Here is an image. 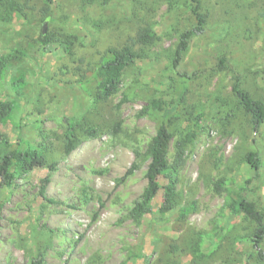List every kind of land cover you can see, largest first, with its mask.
Returning a JSON list of instances; mask_svg holds the SVG:
<instances>
[{"label":"rangeland","instance_id":"rangeland-1","mask_svg":"<svg viewBox=\"0 0 264 264\" xmlns=\"http://www.w3.org/2000/svg\"><path fill=\"white\" fill-rule=\"evenodd\" d=\"M12 2L0 8L6 18L0 21V57L17 50L24 57L11 62L0 80V100L15 101L0 131L13 144H43L54 170L34 168L12 187L0 188V264H31L38 251L41 264H264L257 257L259 251L264 256V238L257 250L239 239L248 223L222 209L225 192L212 185L221 178L231 187L249 179L245 195L264 209V122L252 133L231 92L237 81L264 103V0H200L205 29L175 69L177 36L193 23L189 0ZM42 25L57 38L44 48L37 41ZM145 26L156 41L135 47L144 57L123 70L115 95L94 104L92 85L78 82L89 78L107 49L120 48ZM72 35L77 39L68 54L63 40ZM20 71L25 86L14 99L9 81ZM182 94L173 129L183 134L196 127L198 136L178 173L177 205L160 216V189L152 214L136 224L127 214L146 185L147 161L123 176L161 118L142 109L153 99L168 105ZM65 119L95 125L98 136L65 155ZM250 141L259 156L256 175L242 160ZM48 174L44 195L52 202L39 194ZM190 205L194 210L179 217L178 207ZM196 232L202 234L201 258L190 252Z\"/></svg>","mask_w":264,"mask_h":264},{"label":"trees","instance_id":"trees-1","mask_svg":"<svg viewBox=\"0 0 264 264\" xmlns=\"http://www.w3.org/2000/svg\"><path fill=\"white\" fill-rule=\"evenodd\" d=\"M51 0H45L50 2ZM88 1V0H87ZM94 1V0H89ZM190 1V15L192 17V26L183 30L177 36V42L172 56V67L175 69L185 54L187 53L190 42L201 35L206 26V16L201 9L200 0ZM86 3V0L85 2ZM6 5H14L12 0H0V8ZM6 18L1 14L0 21ZM76 37L66 36L63 40L66 53L71 54V47L76 41ZM38 45L44 48L47 44L57 41V38L48 31L42 33L37 39ZM156 41L155 33L148 27L139 28L134 37L129 39L120 48H109L105 52V56L101 57L100 61L88 70L89 78L80 80V86L92 85L90 92L91 101L94 104L107 101L115 95L121 85V77L123 70L136 60L143 58L144 55L140 51L142 48L149 47ZM140 49L139 51L135 47ZM24 57L23 52L17 50L14 55L0 57V80L7 67L11 62L20 61ZM223 63V60H220ZM181 85H185L183 79L185 75H179ZM10 86L14 99L22 95V90L25 86L23 71L17 72L10 79ZM232 95L235 99L239 110L247 117L251 132L256 133L260 125L264 122V103L254 99L247 91L240 87L236 81L231 88ZM183 100V94L178 100H171L170 104L166 105L160 99H153L147 107L142 109L144 112H160V122L155 129L154 135L150 138L143 153L134 151V161L126 170L123 179L140 168V163L147 161L144 178L146 185L142 189L139 196L132 202L128 210L127 218L138 224L146 215L152 214L153 200L158 191L162 189V203L158 209L160 216L172 211L176 205V187L177 178L180 168L185 160V153L190 148L197 138V131L188 129L182 134L181 131H174V123L178 120L176 110ZM14 100H0V125L7 123L14 111ZM123 99L119 102L121 104ZM118 104V106H119ZM113 133H117L120 124L116 123L113 126ZM178 138L173 141V158L169 162L167 159L168 149L175 135ZM98 136V128L85 121L76 119H65V128L63 132V153L69 155L75 152L83 139H92ZM22 144H24L22 146ZM254 141H250V150L244 155L243 162L249 166V169L256 172L259 169L258 151L254 145ZM46 148L43 144L37 146L23 143L17 140L16 143H11L6 136L0 131V188H10L14 185L17 177H21L34 168H47L49 172L54 170V163H49L46 155ZM165 180L163 186L159 183V178ZM49 180V174L41 180L39 194L45 199V187ZM250 180L246 179L240 184L231 187V182L223 178L214 181L213 190L215 192H225L222 209L234 216H240L248 223V232L244 236H240L245 243H250L251 248L259 249L264 238V209L257 208L252 200L246 195L245 191ZM47 202H52L51 199H45ZM194 210V205L186 207H178L177 213L179 217L185 218ZM218 234V233H217ZM202 234L195 233V238L192 240L190 252L193 257H203L201 253ZM37 257L31 264H41L43 261V251L37 252ZM258 260H263L262 252L259 251ZM120 264H124L122 261Z\"/></svg>","mask_w":264,"mask_h":264},{"label":"water","instance_id":"water-1","mask_svg":"<svg viewBox=\"0 0 264 264\" xmlns=\"http://www.w3.org/2000/svg\"><path fill=\"white\" fill-rule=\"evenodd\" d=\"M45 32V25H42V33Z\"/></svg>","mask_w":264,"mask_h":264}]
</instances>
